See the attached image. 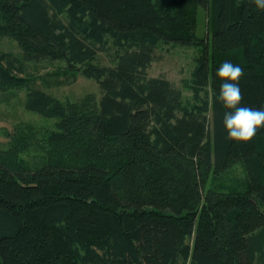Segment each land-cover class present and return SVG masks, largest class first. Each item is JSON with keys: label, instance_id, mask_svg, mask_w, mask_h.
<instances>
[{"label": "trees", "instance_id": "16d2710c", "mask_svg": "<svg viewBox=\"0 0 264 264\" xmlns=\"http://www.w3.org/2000/svg\"><path fill=\"white\" fill-rule=\"evenodd\" d=\"M0 35L24 53L0 52V89L26 88L27 109L58 119L40 163L15 162L21 126L0 151V264H264V127L227 140L217 99L230 61L244 69L240 106L264 109L252 0H0ZM171 41L198 49L189 98L148 73ZM45 59L95 79L98 103L37 84L25 62ZM235 164L246 177L208 184Z\"/></svg>", "mask_w": 264, "mask_h": 264}, {"label": "rangeland", "instance_id": "374dc122", "mask_svg": "<svg viewBox=\"0 0 264 264\" xmlns=\"http://www.w3.org/2000/svg\"><path fill=\"white\" fill-rule=\"evenodd\" d=\"M207 16V12L200 8L197 26L200 36H205L208 32ZM9 51L23 58L24 53L18 42L8 35H0V52ZM197 54L198 49L193 46L172 41L163 43L157 48L155 60L149 66L148 73L151 76H165L189 98L192 93L185 86V82L192 75ZM99 59L101 63H111V59L104 52L100 54ZM25 66L27 71L33 74L37 84L66 104L92 106L101 98L100 84L80 71L71 70L64 60L27 61ZM26 92L23 87L0 89V151L8 147L10 136L16 134V128L21 126L24 134L19 136H22V141L25 139V143L21 153L15 157V162L36 165L43 157L48 156L50 148L46 139L47 132L56 129L58 119L27 109ZM19 142L22 143L20 140ZM239 177H246V173L240 164H235L226 172H211L208 184L215 186L221 181L231 184Z\"/></svg>", "mask_w": 264, "mask_h": 264}, {"label": "clouds", "instance_id": "9594fccd", "mask_svg": "<svg viewBox=\"0 0 264 264\" xmlns=\"http://www.w3.org/2000/svg\"><path fill=\"white\" fill-rule=\"evenodd\" d=\"M257 10L264 11V0H252ZM216 76L225 81L220 86L217 97L225 109L223 126L226 130V139L235 142H249L264 127V109L242 107L243 95L239 86L244 76V69L230 61L222 62L216 71Z\"/></svg>", "mask_w": 264, "mask_h": 264}]
</instances>
